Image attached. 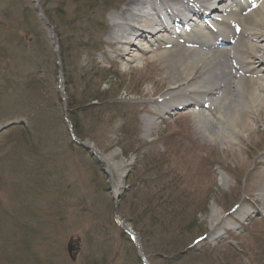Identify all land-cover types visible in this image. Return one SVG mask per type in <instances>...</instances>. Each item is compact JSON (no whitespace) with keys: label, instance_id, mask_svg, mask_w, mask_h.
Returning a JSON list of instances; mask_svg holds the SVG:
<instances>
[{"label":"rangeland","instance_id":"374dc122","mask_svg":"<svg viewBox=\"0 0 264 264\" xmlns=\"http://www.w3.org/2000/svg\"><path fill=\"white\" fill-rule=\"evenodd\" d=\"M129 4L0 0V49L8 55L0 58V84L4 70L13 81L14 65L24 57L43 70L51 63L58 67L54 88L48 92V81L34 86L24 93L21 109L0 99L5 104L0 112V264H264V205L253 177L263 174L264 127L248 140L241 135L243 143L232 153L197 127L195 109L155 113L156 101L167 91L159 74L163 66L158 51H140L155 33L123 47L111 27V16ZM77 8L88 15L86 22L78 21V34L97 39L100 50L81 54L75 64L86 68L92 93L98 88L105 93L103 103L87 101L78 74L72 80L77 92L66 86L53 60L56 31L66 29ZM211 14L219 15L212 11L203 19L211 20ZM94 61L102 72L92 67ZM255 65L254 73L263 78L264 67ZM106 69L111 77L102 81L98 75ZM68 94L78 101L74 110L82 141L67 118ZM228 97L225 93V101ZM81 101L94 106L83 111ZM112 152L111 163L124 172L119 188L103 160ZM154 216L159 225L151 221ZM75 239L79 250L71 261L66 250Z\"/></svg>","mask_w":264,"mask_h":264},{"label":"bare ground","instance_id":"6f19581e","mask_svg":"<svg viewBox=\"0 0 264 264\" xmlns=\"http://www.w3.org/2000/svg\"><path fill=\"white\" fill-rule=\"evenodd\" d=\"M151 1L131 0L117 16H111L115 40L128 47L132 46L131 40L146 42L147 35L167 34L154 35L140 50L158 51L163 66L159 74L166 80L167 91L156 101L155 113L195 109L191 113L197 127L233 153L234 147L243 143L241 135L245 134L248 140L264 127V77L254 73L256 63L264 67V0ZM226 1L231 5H226ZM146 6L153 12L149 18L144 15ZM251 8L254 10L245 12ZM212 11L219 14L215 16L216 33L206 30L208 24H213L212 19L201 22ZM162 15H170V25H188L192 31L185 27L183 32H170ZM206 34L207 38L198 39ZM225 93L229 95L226 101ZM115 154L112 152L103 160L110 169L109 177L112 173L117 176L119 188L124 172L119 173V164L111 163ZM259 166L256 163L257 169ZM253 177L254 189L264 205V169L263 174L255 172ZM241 215L239 209L237 217Z\"/></svg>","mask_w":264,"mask_h":264},{"label":"trees","instance_id":"16d2710c","mask_svg":"<svg viewBox=\"0 0 264 264\" xmlns=\"http://www.w3.org/2000/svg\"><path fill=\"white\" fill-rule=\"evenodd\" d=\"M85 13V12H84ZM75 17L73 20H71L70 22L67 23L66 25V31L64 30L62 32V28L59 26V29H57L56 31V38H57V50H56V54H57V58L56 55L54 57L53 56V60L55 58V61H57L60 64L61 67V72H62V77H64V81L66 82V86L70 85L72 87V89H74L77 92V88L78 85L72 81L73 80V76L75 77L76 74H78L80 76V80L82 81V85L84 86V89L82 88V95L89 96L87 101H91L92 102H102V99L104 97V94L100 92V88L96 89L93 93L91 91V82L92 79L88 78V73L85 72L86 68H78V66L75 64L76 63V59H78L80 57L81 54L84 53H88V54H98L99 50H100V43L98 42V40H94L91 38L90 35L87 36V33L84 32L82 34H78V24L80 22H86L85 21V17L88 16L87 14H83L82 12L77 10L75 11ZM100 26V25H99ZM69 27V28H68ZM80 30V29H79ZM36 39L39 42V40H42V36L41 35H36ZM39 42V43H42ZM90 44V45H89ZM42 51L46 49L44 47H41ZM50 50V48H49ZM50 55V53H49ZM51 56V55H50ZM51 56V58H52ZM8 57L7 55V51L6 48H2L0 49V58L5 61L6 58ZM26 60V57H24V59L21 61L23 63H21L20 65H14V67H16V73L15 75H12L15 78L18 79H13V81L10 78V74L7 70H4V76L2 77V82L0 84V99L4 98V100L2 102L6 103V104H13L14 106L12 107H17V109H21V107H19L20 103L22 101H24L22 99L24 93H28V91L30 92L31 88L32 89H36L34 88V86H40L42 87L44 84L43 82H49V88H48V92L50 89H53V83L54 81L57 80L58 77V67H56L55 63L54 64H50V68L49 70H43L42 66H37L35 65V63L33 62V60H31L30 62H24ZM44 60H47L44 58ZM95 62V64H94ZM92 62V67H96L98 72H102L103 69L100 68V64L96 63V61ZM15 63V62H14ZM13 63V64H14ZM7 65V67L9 65H11V63H5ZM6 67V68H7ZM22 67H24L22 69ZM27 68H30L27 70ZM101 70H100V69ZM93 69V68H92ZM32 70V71H31ZM95 70V69H93ZM24 71V73H23ZM109 71L106 69V71L104 72V75H98L100 77V79L102 81H105L106 79H104V77H111V75L108 73ZM42 73H48V77H46V79H43L41 77ZM97 76V75H96ZM93 78H95V76L92 75ZM99 79V81H100ZM112 79V78H109ZM101 83V82H100ZM39 87V88H40ZM91 92V94H90ZM48 94V93H47ZM90 94V95H89ZM103 94V95H102ZM103 96V97H102ZM32 98H35V100H39L37 99L35 96H33ZM114 97V101H115ZM106 100V99H103ZM28 102H36V101H32L29 100L27 98ZM0 104V112H3V106L5 104ZM40 102V101H37ZM90 103H86L85 101H81L79 103V105L82 107L83 111L87 110L88 108H92L94 105ZM103 103V102H102ZM79 106V108H80ZM114 109L121 114L120 110H117V104L115 103L114 105ZM78 101L76 102L74 99V94L69 95L68 94V103H67V112H68V121L71 123V128L73 131L74 136H76L78 139H81V141L83 140V138H85V134L82 132V129L79 125L78 122V115L76 113V110H78ZM2 108V109H1ZM74 108H76V110H74ZM113 108V107H112ZM5 109V107H4ZM74 110V111H73ZM22 115V114H20ZM168 209L165 208V211H167ZM166 213V216H169L170 214ZM155 217L151 218V221L154 224H158L159 225V221L158 218L157 220H155ZM185 252H181L180 256L184 255ZM179 256V257H180Z\"/></svg>","mask_w":264,"mask_h":264},{"label":"water","instance_id":"95a60500","mask_svg":"<svg viewBox=\"0 0 264 264\" xmlns=\"http://www.w3.org/2000/svg\"><path fill=\"white\" fill-rule=\"evenodd\" d=\"M59 78L62 80V72H61V68L60 67H59ZM96 160L98 162H101V160H99L97 158H96ZM103 172L106 174V171H103ZM114 214L115 215L117 214V206H115ZM119 223H120V225L124 229H127V226L125 224H123L120 221H119ZM132 235H134V234L132 233ZM78 247H79V239H75L70 244L67 245V250L66 251H67V255L69 256V258L71 259V261H74V259H75L74 256L76 255L77 251L79 250ZM137 254H138V257H141L139 255V254H141V248H140V246H137Z\"/></svg>","mask_w":264,"mask_h":264}]
</instances>
